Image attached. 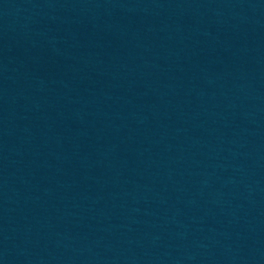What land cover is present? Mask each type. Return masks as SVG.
I'll return each instance as SVG.
<instances>
[{
	"label": "water",
	"instance_id": "95a60500",
	"mask_svg": "<svg viewBox=\"0 0 264 264\" xmlns=\"http://www.w3.org/2000/svg\"><path fill=\"white\" fill-rule=\"evenodd\" d=\"M0 264H264V0H0Z\"/></svg>",
	"mask_w": 264,
	"mask_h": 264
}]
</instances>
